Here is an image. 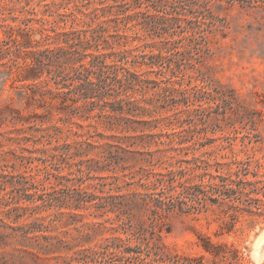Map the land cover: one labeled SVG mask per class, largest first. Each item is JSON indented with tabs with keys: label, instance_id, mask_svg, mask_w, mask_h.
I'll return each instance as SVG.
<instances>
[{
	"label": "rangeland",
	"instance_id": "obj_1",
	"mask_svg": "<svg viewBox=\"0 0 264 264\" xmlns=\"http://www.w3.org/2000/svg\"><path fill=\"white\" fill-rule=\"evenodd\" d=\"M180 1L165 0L166 5L155 7L150 0H0V23L18 28L26 22L35 30L41 29L40 24H44V31L50 38L41 42L38 50L31 51L49 48L56 54V58H52L53 65L42 69V76L34 88L36 102L27 109H24L23 93L16 95L9 88V81L3 84L7 77L0 72V109L10 102L12 96V106L23 115L40 114L47 110L51 118V124L48 125L55 124L62 128L58 143L51 139L52 143L46 145V139H40L44 132H38L35 123L4 122L0 125V168L5 170L4 174H8L7 178H0L5 187L0 193V201L9 200L12 190L8 184L9 175L25 176L33 182L38 187V193L33 194L34 190L31 189L26 192L33 198L43 193L42 190L57 196L73 189L99 197L106 195L100 191H108L111 176L121 177L123 172L119 169L115 175L107 171L87 173L88 167L96 168L104 164L102 149H94L87 156L67 163L61 161L59 153L53 150L54 147L70 144L71 152H74L77 140L75 132L85 134L89 131L95 135L92 140L98 141L95 143L97 147L110 142L108 138L112 135L121 140L125 136H132L122 147L136 142L128 149L142 151L140 144H147L148 139L141 137L156 133L163 135L162 140H168L166 134L185 128L189 131L182 135L187 141L192 138L200 142L213 140L210 145L196 151V157L206 150L217 151L222 146H229L220 152L229 153L234 150L239 159L251 157L254 168V161L258 160L263 166L256 170L264 178V0H206L209 3L205 8L199 4L193 5L195 0ZM197 1L200 4L204 2ZM137 12L145 14L136 16ZM164 15L180 19L168 34L156 35L143 28L145 22H151L152 16ZM92 22L94 28L100 25L105 29L101 34L108 44H113V52L127 49L132 54L161 53L163 57L161 62L152 67L137 64L134 68L130 66L149 81L144 84V92L132 94V100L140 109L132 111L135 116H123L129 118L130 122L121 121L118 126L113 124L118 129H109V118L99 117V109L89 114L83 107L78 88L86 77L80 67L87 63V59L81 58L85 42L69 39L68 43H64L61 37L62 33L78 32L83 29L84 23ZM127 27L131 30H127ZM123 30H127L125 35L129 39L133 32H138L140 39L123 48L119 47L116 33L123 34ZM200 31L203 32L198 33ZM201 35L206 36L207 51H204ZM3 37L0 29V38ZM32 40H39L37 31L33 33ZM99 44L101 53L109 54L112 51L102 49L105 47L102 40ZM134 47L138 49L133 52ZM87 52L96 54L93 47ZM42 59L44 63L48 62L44 57ZM26 60L30 62L34 58L29 55ZM145 61L149 62L148 59ZM62 68L63 73L70 78L67 83L71 86L57 89L53 81L48 79L47 71L59 72ZM76 69L81 72L78 79H75ZM119 74L121 76L122 71ZM91 79L96 81L95 75H91ZM150 80H169L176 90L187 89L185 96L189 98L184 102L183 96L175 91L164 100L158 95L160 90ZM195 86L201 89L196 96L192 90ZM105 110H109V107H105ZM106 114L117 116L111 112ZM165 117L171 118L174 123L169 125ZM156 120L160 121L157 128L150 131L145 123L154 125ZM110 121L115 122L113 119ZM122 127L137 128V131L122 133ZM142 128L145 132L139 131ZM50 133L54 134L52 131ZM38 139L40 141L35 143ZM189 144L191 142L186 145ZM198 147L199 144H195V148ZM152 149L155 147L152 146ZM123 158L122 164L128 167L124 171L127 175L135 173L139 166L145 167L142 163L133 162L131 154H125ZM29 159H33L31 163ZM187 159H191V155ZM79 160L83 161L81 166L77 164ZM78 168L83 172L80 173ZM154 168L156 171H164L162 165ZM249 178L252 179L251 176ZM126 182L128 179L120 178L119 185L123 186ZM13 192L21 195V192ZM122 192L125 193V189ZM110 194L115 192L111 191ZM259 198L264 209V197ZM36 204L41 202L37 201ZM236 204H229L230 217L227 220L234 222V232L229 235L215 236L224 215L219 209L211 208L200 214L170 212L163 219L160 240L171 253L197 256L202 254L197 236L203 234L215 243L237 248L243 258L241 264H264V239L258 247L255 246V236L264 229V215L250 217L245 212L240 214L234 208ZM19 206L27 210L16 222L8 217L7 208L0 206V264H64L74 252L98 250L107 239L120 238L134 246L136 242L133 239L126 241L131 238V232L143 233V230L150 229L147 216L138 210L133 211L131 218L121 216L118 220L112 213L101 215L102 212L92 205L88 209H74L64 205L61 208L33 212V205L21 197ZM14 214L11 213L12 216ZM128 219L131 231L127 224H122L127 223ZM34 223L41 231H31ZM2 224L6 227H1ZM17 227L30 229V233L26 238H21L12 232V228ZM140 258L148 264L151 260L145 252L141 253ZM114 263L123 262L115 260ZM131 264L139 263L132 261Z\"/></svg>",
	"mask_w": 264,
	"mask_h": 264
},
{
	"label": "trees",
	"instance_id": "obj_2",
	"mask_svg": "<svg viewBox=\"0 0 264 264\" xmlns=\"http://www.w3.org/2000/svg\"><path fill=\"white\" fill-rule=\"evenodd\" d=\"M150 1L152 2L151 5L155 7L157 5H166L164 4L165 0ZM176 1L181 2L180 0ZM208 3L206 0L201 4L197 0L192 2L193 5L199 4V6L204 8L207 7ZM138 14L145 13L137 12L136 16ZM179 22L180 19L176 17L152 16L151 22H145L143 28L152 31L156 35L168 34L170 28ZM40 26L41 29L35 30L33 26L26 22L23 23V27L18 28L3 22L0 23V29L4 35L3 38H0V68H3L0 72L7 77L3 84L9 81V88L16 95L23 93L22 97L25 99L26 105L24 109L32 107L36 102L34 88L37 87V80L42 76V69L53 65L52 58H56L54 50L49 48H44L41 51H31V49L38 50L37 48L41 46L40 43L50 38L44 31L45 25L40 24ZM127 30H131L130 27H127ZM127 30H123V34L116 33L119 41L118 45L121 48L136 39H140L138 32H133V36L129 39L130 37L125 35ZM36 31L39 33V40H32V35ZM104 31L105 29L100 25L97 29L94 28L93 22L84 23L83 29L71 33V38V34L68 33H62L61 37H63L64 43H68L69 39H77L79 43L85 42L81 58L87 59V63L80 67L86 73V77L78 88L80 99L89 114L99 109V117L109 118L111 124L109 129L113 130L118 129L114 128L113 124L118 126L121 121H125L124 123L130 122L129 118L123 117L124 115H136L132 114V111H137L140 107L136 105L135 100H132V94L137 91L144 92L146 88L144 84L149 81L142 78V73L132 70V68L135 67V64L152 67L161 62L163 57L161 53L152 55H147L143 52L132 54V51L127 49L113 52V44H108L103 34H101ZM200 37L203 46H205L204 51H207L206 36L201 35ZM101 40L105 43V47L103 46L102 49L112 50L109 54L101 53V50H99V45H101L99 41ZM92 47L96 54L87 52ZM137 49V47H134L133 52L137 51ZM29 55L33 56V61L28 62L26 60ZM63 55L67 56L68 53ZM43 57L48 62L44 63ZM146 59L149 62H146ZM75 71L77 73L75 79H78L81 72L79 69ZM119 71H122L121 76ZM63 72L64 68L59 72L47 71L48 79L53 81L57 89L71 86L67 83L70 78ZM91 75H95L96 81L91 79ZM150 82L160 90L158 95L164 100L175 91L183 96L184 102L189 98V96H185L187 89L176 90L173 87V83H169V80L165 82L162 80H150ZM162 83L163 85H161ZM179 86L181 87V84ZM192 90L194 96L201 92V89H197L196 86ZM9 100L10 102L0 109V125L4 122L13 124L35 123L34 126H38L37 131L44 132L41 134L40 139L45 138L47 141L46 145L52 143L51 139H55L58 143L62 128L55 124L48 125L51 124L49 111L46 110L40 114L33 113L25 116L20 110L12 106L14 102L12 96H10ZM100 103L103 105H100ZM105 107H109V110H105ZM110 112L116 113L117 116L111 117L106 114ZM221 114L224 115L223 113ZM112 119L115 122L111 123L110 120ZM165 119L169 120V125L174 123L169 117H165ZM159 122L156 120L154 125L146 122L145 125L151 131L157 128ZM130 130L136 132L137 128L122 127L120 132L128 133ZM51 131L54 134H51ZM139 131L145 132L143 128ZM188 131V129L182 128L178 132L166 134L165 136L168 140H162V134H147L145 137H141L142 139H148L147 144H140L142 151L128 149L135 145L136 142L126 145L125 148L122 147V144L129 141L132 136H125V139L121 140L112 135L108 138L110 142L97 147L95 143H98V141L92 140L95 135H91L89 131L85 134L75 132L77 140L74 152H71L72 146L70 144L54 147L53 150L59 153L61 161L67 163L70 160L87 156L94 149H102L101 158L104 164L96 166V168L88 167L87 173L91 171H99L101 173L107 171L115 175L119 169L123 172L121 177L111 176L112 182L108 184L110 186L108 191H100L102 194L106 193V195L99 197L73 189L57 196L55 193L49 194L42 190L43 193L39 194L37 198H33V196L26 193L29 189L34 190L33 194L38 193V187L33 182L25 176L18 175L15 177L14 175H9L8 184L12 187V190L9 200L7 202L0 201V206L7 208L8 217H12L15 222L23 217L27 210L19 206L21 197L33 205V212L53 207L61 208L64 205L74 209H88L90 208L89 205H92L97 211L102 212L101 215L112 213L116 215L118 220H120L121 216L131 218L133 211L138 210L145 214L150 221L149 230L145 229L143 233H140V231L131 232V238L126 241L133 239L136 242L134 246L128 245L120 238L107 239L105 244L100 246L98 250L84 249L74 252L64 264H116L114 263L115 260L122 261V264H131L132 261H136L139 264H148L141 260L142 252L147 253V256L151 259L149 264H241L243 258L237 248L225 243H215L209 236L203 234L197 236L202 250V254L197 256L171 253L160 240L159 233L162 230L163 219L170 212L200 214L209 211L211 208L219 209L224 215V219L215 234L216 237L229 235L234 232V222L227 220V217H230L228 215L230 203H237L234 208L240 214L245 212L250 217L264 215V209L260 204L261 199L259 198V196L264 197V178L259 176L256 170L263 165L258 160H255L254 168L251 157L239 159L234 150H230L229 153L220 152L229 146H222L217 151L215 149L206 150L196 157L195 152L210 145L213 140L200 142L192 138L187 141L182 134ZM97 135L102 137L100 134ZM40 139L36 140L35 143L40 141ZM188 142H191V144L186 145ZM195 144H199V147L195 148ZM152 146L155 149H152ZM125 154H131L133 162L142 163L145 167L139 166L135 173L125 174L124 171L128 168L122 164ZM190 155L191 159H187ZM53 157L57 158L56 155H53ZM32 160L29 159L28 162L31 163ZM184 163L186 164L185 166ZM77 164L81 166L83 161L79 160ZM157 165H162L164 171H156L154 167ZM4 171V169L0 168V178H7L8 174H4ZM78 171L80 173L83 172L81 168H78ZM120 178L128 179V182L120 186ZM103 186H106V184H103ZM123 189H125V193L122 192ZM3 190H5V187H3L1 181L0 193ZM13 191L21 192V195H16ZM111 191H114L115 194H110ZM0 197L2 196L0 195ZM37 201H40L41 204H36ZM12 212H15L13 216L11 215ZM129 223L130 219H128L127 223L123 222L122 224H127L130 228L128 229L131 231ZM1 227L5 228L6 226L2 224ZM32 228L31 231H41L36 223H34ZM12 232L19 234L21 238H26L30 233V229L17 227L12 228Z\"/></svg>",
	"mask_w": 264,
	"mask_h": 264
},
{
	"label": "water",
	"instance_id": "obj_3",
	"mask_svg": "<svg viewBox=\"0 0 264 264\" xmlns=\"http://www.w3.org/2000/svg\"><path fill=\"white\" fill-rule=\"evenodd\" d=\"M261 235L264 236V229L259 231V233L255 236V240L257 241L261 237Z\"/></svg>",
	"mask_w": 264,
	"mask_h": 264
},
{
	"label": "bare ground",
	"instance_id": "obj_4",
	"mask_svg": "<svg viewBox=\"0 0 264 264\" xmlns=\"http://www.w3.org/2000/svg\"><path fill=\"white\" fill-rule=\"evenodd\" d=\"M264 239V236L261 235V237L256 241L255 246L258 247L261 244V241Z\"/></svg>",
	"mask_w": 264,
	"mask_h": 264
}]
</instances>
